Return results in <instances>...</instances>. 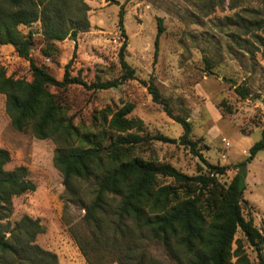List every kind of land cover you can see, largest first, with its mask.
Listing matches in <instances>:
<instances>
[{"label": "rangeland", "instance_id": "rangeland-1", "mask_svg": "<svg viewBox=\"0 0 264 264\" xmlns=\"http://www.w3.org/2000/svg\"><path fill=\"white\" fill-rule=\"evenodd\" d=\"M80 1L90 8L86 12L90 28L80 32L76 41L68 38L56 43V52L49 57L44 52L41 23L20 28L24 34L33 33V60L59 81L67 71L70 77L80 76L89 84L119 79L123 75L120 53L126 43L125 60L135 69V80L108 90L89 91L78 85L51 88L77 128L82 132L107 129L104 117L109 123L115 113L131 104L134 109L128 117L142 121L140 135L179 141L183 128L140 82L153 78L173 115L192 123L196 152L178 143L150 140L131 147L132 156L169 164L188 176L204 173V161L228 166L230 171L220 177L228 185L234 176L232 167L247 161L264 126V0H117L120 5ZM121 5L127 39L118 24ZM160 20L164 32L156 48ZM13 54L12 46H4L0 60L29 77L30 64ZM239 85L250 89L247 99L236 93ZM227 141L230 148L225 146ZM56 148L51 139L40 140L31 131L15 130L6 96L0 93V149L7 150L12 159L6 169L26 167L27 178L36 185L35 191L13 198L8 221L14 224L25 216L39 220L45 232L37 236L38 246L56 254L59 264H88L70 232L84 211L65 201L63 176L53 162ZM171 182L160 179L161 184ZM244 198L249 202L245 216L252 217L264 233V150L247 164ZM246 250L252 263L258 264L253 248ZM151 252L165 264H177L161 246L152 247Z\"/></svg>", "mask_w": 264, "mask_h": 264}, {"label": "trees", "instance_id": "trees-1", "mask_svg": "<svg viewBox=\"0 0 264 264\" xmlns=\"http://www.w3.org/2000/svg\"><path fill=\"white\" fill-rule=\"evenodd\" d=\"M106 1L120 5L117 0ZM87 11L90 8L80 0H0V51L12 46L13 55L30 64V76L23 77L0 60V93L6 96L15 130L31 131L36 138L56 144L53 162L63 176L65 201L84 211L70 232L87 263L165 264L151 252L152 247L161 246L177 264H253L248 246L256 253L258 264H264V233L244 214L249 205L244 198L246 167L264 150V128L247 161L232 167L234 176L228 185L222 184L220 177L230 167L212 165L202 155L207 169L197 176L132 156L131 147L150 140L178 143L196 152L192 123L173 115L153 78L140 82L153 101L183 128L179 141L140 135L142 121L128 117L134 109L131 104L115 113L109 123L104 117L107 129L80 131L51 88L78 85L89 91L108 90L135 80L136 71L125 60L126 43L120 53L123 75L119 79L89 84L80 76L70 77L67 71L59 81L33 60V33L24 34L20 28L40 22L45 56L49 57L56 52V43L68 38L76 41L80 32L90 28ZM124 16L121 5L118 24L127 39ZM163 32L160 20L156 48ZM69 67L70 63L67 70ZM235 90L243 99L251 95L243 85ZM133 129L137 133H130ZM11 160L10 153L0 149V264H59L56 254L36 244L37 236L45 232L39 220L25 216L14 224L8 221L13 198L36 190L27 178L26 167L6 169ZM161 178L172 182L161 184Z\"/></svg>", "mask_w": 264, "mask_h": 264}, {"label": "crops", "instance_id": "crops-1", "mask_svg": "<svg viewBox=\"0 0 264 264\" xmlns=\"http://www.w3.org/2000/svg\"><path fill=\"white\" fill-rule=\"evenodd\" d=\"M263 128H264V126H263V127H261V129H263ZM253 132H254V131H253ZM243 135H244V134H243ZM251 135H252V133H251L250 135H244V136H245V138H247V137H249V136H251ZM245 153H247V151H246V150L244 151V153H243V154L245 155Z\"/></svg>", "mask_w": 264, "mask_h": 264}, {"label": "built area", "instance_id": "built-area-1", "mask_svg": "<svg viewBox=\"0 0 264 264\" xmlns=\"http://www.w3.org/2000/svg\"><path fill=\"white\" fill-rule=\"evenodd\" d=\"M225 146H226V148H230L231 147V143L230 142H225Z\"/></svg>", "mask_w": 264, "mask_h": 264}]
</instances>
